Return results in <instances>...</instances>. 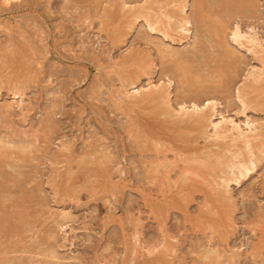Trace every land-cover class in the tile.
I'll list each match as a JSON object with an SVG mask.
<instances>
[{"label":"rangeland","instance_id":"rangeland-1","mask_svg":"<svg viewBox=\"0 0 264 264\" xmlns=\"http://www.w3.org/2000/svg\"><path fill=\"white\" fill-rule=\"evenodd\" d=\"M144 1L0 0V264H264V0H199L224 44L195 0L168 38L134 19ZM150 79L174 110L258 125L253 169L224 192L207 123L124 96Z\"/></svg>","mask_w":264,"mask_h":264},{"label":"bare ground","instance_id":"bare-ground-1","mask_svg":"<svg viewBox=\"0 0 264 264\" xmlns=\"http://www.w3.org/2000/svg\"><path fill=\"white\" fill-rule=\"evenodd\" d=\"M145 1H144L145 6L142 5L143 7L142 6H141L142 8L140 7L141 8L140 10H142L144 8L143 9L144 11L138 12L136 10H133V8H132V10H133L132 12H134V11L138 12V15H137V13H133L134 16L137 15L134 18L135 20H137L138 18H143V21L146 22V25H148V27L152 31L153 30L161 31L163 33L164 37H166V38H168L170 35L169 33H172V32H180V34L188 32V30H189L188 27H189V24L191 22L189 20L190 18L189 17L187 18V16L185 15L184 0H169V2H167V0H145ZM220 3H226L224 10H227L229 7L228 4L230 2L228 3V1H226V2L220 1ZM121 4L123 5V7L121 6V8H124V6L126 5L123 2H121ZM168 4H172V7L167 8ZM200 6H201L200 1L195 0L193 3V13H192L193 21L197 22L198 27H200V28L202 26L207 27L208 31L207 30L206 31L209 33H212V37L214 36L215 39L217 38V40H216L217 42H219L220 44H224L225 38L222 35L221 30L218 29V27H216L215 23H211L210 21H206V19L208 18L207 14H206L207 12L205 13V11L200 9L201 8ZM129 8H125V9H128V11H129ZM150 11H152V12L150 13ZM130 14L133 15L132 13H130ZM152 14H154L153 15L154 18L153 17L151 18ZM131 15H129L130 20L134 21L132 18L134 16L131 17ZM129 21H128V23H129ZM169 29H173V31L167 32ZM174 30H176V31H174ZM230 38L234 43L238 44L239 46L245 47L247 45L248 50H250V49L253 50V48H254V49H258L260 52L263 49L262 48L263 45H261L262 49H260V45H259L260 42L258 41L256 36H254L253 34H251L249 32L241 31L238 24L233 27V29L230 33ZM210 39H211V37H210ZM215 39H213V40H215ZM157 45H159V44H156V46ZM160 45H162V44H160ZM258 50H255V52ZM158 51H159V48H158ZM171 51L172 50L169 51L170 53L168 52L170 55H171ZM172 52H173L172 55H177L179 53V51L176 52L174 50ZM259 52H256V53H259ZM261 52H264V50ZM256 53H254V54H256ZM147 63H146V66H148ZM144 70H143V72H144ZM252 71L253 72L252 73L250 72V73L252 75H254L255 71L254 70H252ZM183 73H181V74H183ZM257 73L260 74L261 72H257ZM257 73L255 72V74H257ZM259 74H257V75L260 76ZM255 78H258V77L255 75ZM153 82L150 79V81L147 82L146 86L143 85L144 87H142V88H140V86H139L137 89H133L132 92H129V91L127 92V89H126L127 93L125 92L124 96L125 95H126L125 97L128 96V99H131V101L136 100L135 102L136 103L138 102L139 104L141 102H147L148 103L149 101L151 102L152 100H154V101L158 100V102L161 101L163 104V101L166 100V101H164V102H166L164 104L168 105L169 102L167 100H169V99H167V98H168L170 93L168 94V92H167L168 90H165V88L168 87L169 85H166L165 88H163L162 87V86H164L163 84L159 85L158 82H156L157 84L153 83ZM252 88H255V87H252ZM166 89H168V88H166ZM257 90H259V89H257ZM123 91H124V88H123ZM207 91H208V88H207ZM167 94H168V96H167ZM195 94H196V92L194 93V95ZM241 96H239V99H240L239 101H240V103L242 105V109H243L241 111L244 113V110H245L246 106L248 105L247 104L248 101H246L247 102L246 103L245 100L243 98H241ZM131 97H133V98H131ZM244 97L247 99L246 96H244ZM154 101H152V102H154ZM158 102H156V103L159 104ZM190 102H192V103H190V106H186L185 104L182 103L180 105L178 111L174 110L169 105L165 106V108H164V105H162V104L160 106L159 105L158 106L159 107L163 106V110L165 109L167 112L166 114H168L169 116H172V117L175 116L174 117L175 119H176V116L178 115L180 117V121L182 123L186 122L185 120H187V119H189V121H191V122H192V119H194V121H197V122L201 121L200 123H202V124H200V125H202V126H203V122L207 123L206 126H208L211 129V131L209 130L210 131L209 134L207 132L208 135H205V138H207V140L211 139L213 141V143L218 146L217 148H219V150H220V152L218 150L217 153L222 154V157H221V154L216 155V151L211 153V154H214L216 156L217 160L219 158L220 162H216V163H218V164L224 163L220 166V168H218V172L220 169V174H221V172L223 174H221V175L218 174V175L220 177V179H219L220 186H223L224 192H226L228 190H225V189L229 186L230 181L236 180L239 177L241 178V177L246 176L255 166V162H257V161H255L257 159V157L255 158V156H258L259 154H261V153H259L261 150L259 152H256L261 148L260 147L258 149L256 147V146H261V144H258V143H261V142H259L261 140H259L258 142H257V140H255L256 138L259 137L257 134V132H259L257 130L259 127H258V125H254L253 123L249 122L246 119L245 120L242 119L244 121H241V120H236L235 118H233L231 116L224 115L223 113L217 114L216 112H214V108L216 106V103L214 100L206 99V100H204V102H201V104L193 102V100ZM9 105L12 107L13 104L11 105L9 103ZM242 112H240V113L242 114ZM162 113H164V112H162ZM174 121L178 122V119L174 120ZM196 124L198 125V123H196ZM256 126H257V129H256ZM255 142H257V143H255ZM254 143L257 145H255ZM1 145H5V143H3V144L1 143ZM262 147H263V145H262ZM262 151H263V149H262ZM217 156H219V157L217 158ZM223 156L226 157V160L224 159L225 162L221 161V159H223ZM65 173H67V172H65ZM220 189H222V187H220ZM221 191H223V190H221ZM224 194L227 195V193H224ZM52 252H54V251H51V254H52L51 257L52 258H56V257L58 258V256H55L57 253L53 254ZM0 260H2V259H0ZM4 260H5V262L3 264H11V262H8L6 259H4ZM37 262H39V261H37Z\"/></svg>","mask_w":264,"mask_h":264}]
</instances>
